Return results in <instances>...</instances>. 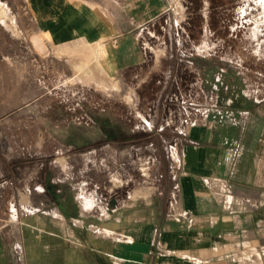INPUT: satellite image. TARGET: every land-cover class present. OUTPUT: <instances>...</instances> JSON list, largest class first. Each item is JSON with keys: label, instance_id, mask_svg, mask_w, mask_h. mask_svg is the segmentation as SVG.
Listing matches in <instances>:
<instances>
[{"label": "rangeland", "instance_id": "374dc122", "mask_svg": "<svg viewBox=\"0 0 264 264\" xmlns=\"http://www.w3.org/2000/svg\"><path fill=\"white\" fill-rule=\"evenodd\" d=\"M0 1L16 22H0L2 264H28V242L43 262L62 263L59 235L77 238L86 222L59 210L111 216L130 179L154 183L162 161L175 178L172 138L207 103L264 102V0H170L174 11L143 27L144 61L117 75L118 87L98 71L68 78L73 64L33 51L28 0ZM46 170L63 182L55 201L41 185Z\"/></svg>", "mask_w": 264, "mask_h": 264}, {"label": "crops", "instance_id": "0c3cea01", "mask_svg": "<svg viewBox=\"0 0 264 264\" xmlns=\"http://www.w3.org/2000/svg\"><path fill=\"white\" fill-rule=\"evenodd\" d=\"M170 4L28 0L30 45L44 57L73 64L76 75L65 71L68 78L94 79L92 72L98 71L118 87L117 75L144 61L143 27L165 16ZM0 22L16 28L3 1ZM96 61L114 67L115 77ZM205 108L204 118L172 138L179 161L175 178L162 161L154 183L130 179L122 201L118 196L111 201L109 217L88 221L59 210L66 219L86 222L74 227L77 238L59 235L60 264H264V102L207 103ZM45 172L41 185L53 198L63 182L58 185L54 174ZM26 255L28 264H50L29 242Z\"/></svg>", "mask_w": 264, "mask_h": 264}, {"label": "bare ground", "instance_id": "6f19581e", "mask_svg": "<svg viewBox=\"0 0 264 264\" xmlns=\"http://www.w3.org/2000/svg\"><path fill=\"white\" fill-rule=\"evenodd\" d=\"M262 4H263V3H262ZM90 44H92V43H90ZM90 46H91V45H90ZM103 49H104V48H103ZM91 50H92V49H91ZM98 51H99V50H98ZM103 52H104V51H103ZM96 54H97V53H96ZM102 57H103V56H102ZM95 58H96V56H95ZM97 58H98V57H97ZM92 60H94V59H92ZM88 61H89V60H88ZM83 62H84V61H83ZM96 62H97V61H96ZM97 63H98V62H97ZM98 64H99V63H98ZM100 64L103 65V64H105V63H102V62H101ZM106 66H107V67H110V65H109L108 63H106ZM84 67L86 68V66H84ZM85 68H84V69H85ZM87 68H88V67H87ZM111 70H113V67H111ZM83 71H84V70H83ZM85 71H86V69H85ZM175 153L177 154V148L175 149Z\"/></svg>", "mask_w": 264, "mask_h": 264}, {"label": "built area", "instance_id": "2783aa9c", "mask_svg": "<svg viewBox=\"0 0 264 264\" xmlns=\"http://www.w3.org/2000/svg\"><path fill=\"white\" fill-rule=\"evenodd\" d=\"M169 10L174 11V7L169 6V7H168V11H169Z\"/></svg>", "mask_w": 264, "mask_h": 264}, {"label": "flooded vegetation", "instance_id": "af4514ba", "mask_svg": "<svg viewBox=\"0 0 264 264\" xmlns=\"http://www.w3.org/2000/svg\"><path fill=\"white\" fill-rule=\"evenodd\" d=\"M51 195L53 196V199L55 200V197H56L55 194H52V193H51Z\"/></svg>", "mask_w": 264, "mask_h": 264}]
</instances>
